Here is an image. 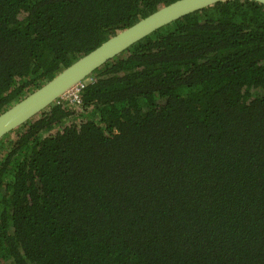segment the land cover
I'll list each match as a JSON object with an SVG mask.
<instances>
[{
	"label": "trees",
	"instance_id": "16d2710c",
	"mask_svg": "<svg viewBox=\"0 0 264 264\" xmlns=\"http://www.w3.org/2000/svg\"><path fill=\"white\" fill-rule=\"evenodd\" d=\"M175 0H0V113ZM0 138V264H264V5L185 14Z\"/></svg>",
	"mask_w": 264,
	"mask_h": 264
},
{
	"label": "water",
	"instance_id": "95a60500",
	"mask_svg": "<svg viewBox=\"0 0 264 264\" xmlns=\"http://www.w3.org/2000/svg\"><path fill=\"white\" fill-rule=\"evenodd\" d=\"M222 0H175L140 18L79 57L50 80L0 113V138L62 96L116 54L185 14ZM264 5V0H254Z\"/></svg>",
	"mask_w": 264,
	"mask_h": 264
},
{
	"label": "built area",
	"instance_id": "2783aa9c",
	"mask_svg": "<svg viewBox=\"0 0 264 264\" xmlns=\"http://www.w3.org/2000/svg\"><path fill=\"white\" fill-rule=\"evenodd\" d=\"M83 86H84L83 83H80L79 85L75 86L72 90L69 91L68 97H70L72 101L79 102L80 98L78 92Z\"/></svg>",
	"mask_w": 264,
	"mask_h": 264
},
{
	"label": "clouds",
	"instance_id": "9594fccd",
	"mask_svg": "<svg viewBox=\"0 0 264 264\" xmlns=\"http://www.w3.org/2000/svg\"><path fill=\"white\" fill-rule=\"evenodd\" d=\"M88 76H89V75H88ZM88 76H87V77H88ZM87 77H86V78H87ZM86 78H84V79H82L81 81L77 82L72 88H70L67 92H65V93H64L62 96H60L59 98H66V99H68L69 101L73 102V101L70 99V97H68V93H69V91L72 90L75 86L79 85L80 83H83L84 86H85L86 83H87V79H86ZM84 86H83V87H84ZM83 87H82V88H83ZM82 88H81V89H82ZM81 89H80L79 92H78L79 98H80V94H79V93H80ZM57 99H58V98H57ZM74 102H75V101H74ZM76 103H80V101H79V102H76Z\"/></svg>",
	"mask_w": 264,
	"mask_h": 264
}]
</instances>
